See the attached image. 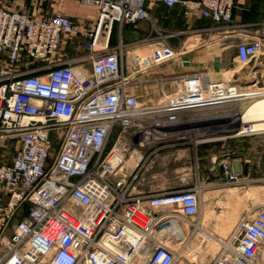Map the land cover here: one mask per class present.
<instances>
[{"label": "built area", "instance_id": "1", "mask_svg": "<svg viewBox=\"0 0 264 264\" xmlns=\"http://www.w3.org/2000/svg\"><path fill=\"white\" fill-rule=\"evenodd\" d=\"M77 1L95 13L81 46L86 69L48 61L62 38L76 33L68 16L34 18L0 7V140L18 144L12 159L0 162V264H177L164 230L174 212L186 221L200 215L206 186L144 190L143 175L163 141L199 136L202 121L189 113L220 109L232 88L218 81L197 89L175 79L165 89L141 83L178 55L160 32L150 43L157 46L142 50L147 62L140 66L135 57L131 70L121 43L111 46L116 26L150 20L147 3L172 9L182 0ZM234 7L235 0L197 2L215 24L230 23ZM262 47L259 39L244 40L235 60L249 65ZM225 132L244 138L264 130L240 122ZM133 152L140 158L128 169L124 158ZM220 168L221 186L240 184L230 156ZM211 264H264V204L218 240Z\"/></svg>", "mask_w": 264, "mask_h": 264}, {"label": "crops", "instance_id": "2", "mask_svg": "<svg viewBox=\"0 0 264 264\" xmlns=\"http://www.w3.org/2000/svg\"><path fill=\"white\" fill-rule=\"evenodd\" d=\"M197 2L198 0H182L181 4L172 9L159 3H147L150 20L142 21L135 26H116L112 33L111 46L117 47L121 43L124 51L128 53V51H137L139 47L143 48L147 44L156 42L159 32L171 34L174 37L191 36V39L194 38L200 44L193 53L196 63L199 62L198 60L212 61L215 65L220 61V44L227 42L228 47L233 51V58L227 66L222 64L214 66L217 78L214 81L222 82L228 88H239L249 94L254 91H264V52L260 58L254 59L247 65L246 69L236 70L235 66L237 44L244 40L259 39L264 46V0H235L232 20L227 24H215L203 18L198 12ZM0 7L9 11H27L34 18L68 16L76 33L62 38L60 51H63L65 55L64 60L74 63L72 59L78 56L75 52L76 46L84 52L83 55L86 54L81 46L87 41L85 34L93 29L95 13L92 8L82 7L77 0H0ZM176 69V67L157 68L140 78L139 81L162 75L160 71L170 74ZM225 75L227 79H224ZM240 101L242 100L237 99L227 103L229 106L233 104V108L238 107L239 110H243V105L246 106L247 103ZM227 139L235 140L233 145L228 147L226 154L216 153L215 158H220L216 165L212 164L208 169L209 173L206 167L201 168L196 182L220 188L223 181L220 165L225 161V156H230L232 161L235 159L239 161L240 184L263 180L264 133ZM215 203L219 204L218 201L215 202V199H212V224L215 222L213 220L215 214H218V209L215 211Z\"/></svg>", "mask_w": 264, "mask_h": 264}, {"label": "rangeland", "instance_id": "3", "mask_svg": "<svg viewBox=\"0 0 264 264\" xmlns=\"http://www.w3.org/2000/svg\"><path fill=\"white\" fill-rule=\"evenodd\" d=\"M161 34L166 39L167 43L178 52V55L168 63L160 66L159 69L176 67L177 69L172 71L173 73L169 78L178 80L187 89H197L207 81L216 80L214 66H219V64L227 66L233 58L232 49L228 47L227 42H223L219 47L221 48L219 51V63H215L214 65L212 61L207 62L200 60L196 63V60L193 58V53L200 46L198 41L194 38L191 39V36L174 37L171 34ZM156 46L157 44L146 45L148 50ZM139 48V51H141L144 47ZM75 52L78 56L72 59L74 64L83 65L84 69L88 68L90 61L87 59L86 54L83 55L84 52L78 46H76ZM129 52L131 51H128V53ZM263 52L264 46L257 54L256 59L260 58ZM64 59L65 55L63 51H60L53 55L48 61H66ZM146 59L147 56L145 57L142 54L139 59L141 62L140 64L144 65ZM126 65L128 70L132 69L130 66L131 64L127 63ZM235 66L236 70H242L246 69L247 65L242 66L235 60ZM227 78V75H225L224 79ZM167 79V76L159 75L151 77L150 79L148 78L144 82L156 83ZM140 82L142 83L143 81ZM243 107H245V105H243ZM228 110L229 109H223L220 113L228 112ZM213 111L216 112L217 110L209 109L206 112L210 113ZM201 112L202 111L192 112L189 113V115H195ZM231 121L232 118H228L197 123L195 126L197 127V135L199 134V136L193 138V141L177 139L163 141L162 145L164 146L156 152L155 158L152 163L149 164L148 170L143 175L144 182L142 188L151 191H177L194 186L197 174L201 168L206 167L209 173L208 169L212 164L215 166L216 162L220 159L217 157L215 158L216 153H219V155L226 154L228 147L233 145L235 140L227 139L228 133L225 132L230 129ZM113 139L114 135L111 137L107 149L111 145ZM17 148L18 144L15 140H0V162L10 161ZM201 157L203 158L201 159ZM195 158L197 162H195ZM200 185L206 186V188L200 192V203L203 207L202 215L200 217H192L187 221L177 218L170 222L167 225V229L164 230V233L168 236V241L175 249L183 248V250L186 251L189 248L186 251V255L188 256H186V258L184 257L182 264H211L216 251L207 250L208 245L206 244L212 243L216 246V243L208 234L215 238L225 239L224 237L229 235L241 219H252L257 212V208L264 204V179L246 182L240 185L221 186L220 188H216L210 184L201 183ZM248 190H252L253 194H247ZM232 192L234 193L233 196L229 197V193ZM234 196L237 197L235 198ZM212 199H215V202H219L218 205L215 203V211L218 209V214L216 213L213 218V220H215L214 224H212L211 213ZM197 223H199L198 225L200 227H198L202 229V231L195 230L193 227V224ZM216 247L218 249V246ZM193 257L195 263H191ZM177 264H180V261H177Z\"/></svg>", "mask_w": 264, "mask_h": 264}, {"label": "bare ground", "instance_id": "4", "mask_svg": "<svg viewBox=\"0 0 264 264\" xmlns=\"http://www.w3.org/2000/svg\"><path fill=\"white\" fill-rule=\"evenodd\" d=\"M142 54L146 57V54L147 52H139V50L137 51H133V52H130L129 54L126 52L125 53V56H126V61L128 64H131V59H135L136 57V62L138 65H141L139 59L140 57L142 56ZM147 62V59L145 60ZM144 62V61H143ZM142 66V65H141ZM155 70V69H154ZM153 70V71H154ZM153 71H151L150 73H152ZM78 74H82L81 71H78ZM160 73L164 76H167L168 79L167 80H161L159 82H156V84H158V87L160 89V87H162V89H165L167 86H168V82L171 78H169V76H171L172 73H168L166 71H160ZM174 80V79H173ZM155 83H149L150 87L152 89L156 88V85ZM200 87V86H199ZM252 92V91H251ZM225 98H230L229 101H233V100H237V99H240L242 101L240 102H243L245 101L247 103V105L244 107L243 110H239L238 107L237 109L236 108H233V104H231L230 106L228 105V103L224 104L218 111L216 112H206L207 110H203L201 113L199 114H195V115H188V118H191V119H194L195 121H213V120H221V119H230L232 118V121L230 123V126L231 127H234L236 126L238 123L240 122H243V123H250V126L251 128L254 130V131H263L264 130V91L260 92V91H254L252 93H246L245 91L241 90L239 91L238 88L236 87H232V90L230 92V95L226 96ZM244 104V103H243ZM228 105V106H227ZM235 106V105H234ZM231 108V109H229ZM223 109H229L228 112H225V113H220L221 110ZM209 110V109H208ZM219 114V115H217ZM230 127V128H231ZM116 151V150H114ZM120 157V155H119ZM140 158V155L136 152H133L131 153V156H129V158L125 157V166L126 168L128 169H131L135 162ZM233 192L232 193H229V197L233 196ZM247 194L249 195H252L253 194V191L252 190H248ZM227 197V198H229ZM235 198L237 196H234ZM230 199V198H229ZM201 201V197L199 195V203ZM202 211H203V207L200 203V215L199 217L202 215ZM177 213V212H176ZM173 214L176 218H181L178 213L177 214ZM167 214V213H166ZM182 219V218H181ZM246 219V218H245ZM248 219V218H247ZM199 223L197 224H193V227L195 228V230H201L198 225ZM199 226V227H198ZM208 234V233H206ZM208 236L216 243V246H218V240H220V238H215L214 236L212 235H209ZM226 238V236L224 237ZM200 243V242H199ZM202 243V242H201ZM187 245V244H186ZM208 245L207 247V250H215L216 252L218 251L217 247L215 245H213L212 243H208L206 244ZM205 246V245H204ZM187 249V248H186ZM189 249V248H188ZM187 249V250H188ZM198 249V248H197ZM176 250V253L178 255V261H180V264H182V260H184V257L186 258V251L183 250V248H178V249H175ZM199 250V249H198ZM190 252V251H189ZM188 252V253H189ZM192 252V251H191ZM194 252V251H193ZM199 252V251H198ZM201 252V251H200ZM207 252V251H205ZM195 253V252H194ZM212 253V252H211ZM204 254V253H203ZM206 254V253H205ZM194 255V254H193ZM192 255V256H193ZM197 255V254H196ZM200 255V253H199ZM198 255V256H199ZM202 256V255H201ZM206 257V256H205ZM201 258V257H200ZM202 260V259H201ZM209 260V259H208ZM203 261V260H202ZM207 261V260H206ZM191 263H195L194 262V257L192 258L191 260Z\"/></svg>", "mask_w": 264, "mask_h": 264}, {"label": "water", "instance_id": "5", "mask_svg": "<svg viewBox=\"0 0 264 264\" xmlns=\"http://www.w3.org/2000/svg\"><path fill=\"white\" fill-rule=\"evenodd\" d=\"M233 169L235 172L240 173V163L237 159L233 161Z\"/></svg>", "mask_w": 264, "mask_h": 264}]
</instances>
